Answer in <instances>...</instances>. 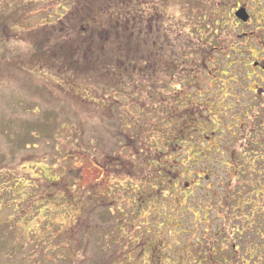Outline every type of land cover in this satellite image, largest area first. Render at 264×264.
<instances>
[{"label":"rangeland","instance_id":"1","mask_svg":"<svg viewBox=\"0 0 264 264\" xmlns=\"http://www.w3.org/2000/svg\"><path fill=\"white\" fill-rule=\"evenodd\" d=\"M75 1L0 0V264H264V0H139L157 28L133 44L158 52L177 116L160 108L119 165L105 126L122 115L93 101L108 74L65 73L52 53ZM172 51L187 61L164 72Z\"/></svg>","mask_w":264,"mask_h":264},{"label":"trees","instance_id":"2","mask_svg":"<svg viewBox=\"0 0 264 264\" xmlns=\"http://www.w3.org/2000/svg\"><path fill=\"white\" fill-rule=\"evenodd\" d=\"M100 1L83 2L78 7L75 6V10L72 9L69 14L64 15L63 22L66 21L64 27L60 29L63 34L57 41L62 40L60 45L52 50V53L55 59L62 57V66L66 65L63 68L65 73L71 72V75L76 73L80 75L83 71L91 70L108 74L110 81L104 84L102 93H97L99 99L93 101L100 102L102 105L106 104L111 112L117 111L119 115H122V120L118 117V119H114V122L105 126L110 135L105 162L109 164L115 161L117 164L118 155L123 150L135 148V155L139 152L143 140L141 125L144 124L145 127L149 125L151 131L152 124L154 126L160 108H162V113L168 114L171 118L177 115L174 113L175 109L173 111L170 109L165 97L162 101H160V98L151 97V93L157 91L153 82L159 85V82L156 81V78H160L158 75L159 70L157 72L159 63L157 67H154L155 61L151 60L154 54L158 52L145 50L144 44L146 42L141 41L142 38L139 39L138 44H133L134 39L139 38L137 27L140 26V2L137 0H134V2L130 0ZM101 15H104V18L106 17L104 22L100 20L102 19ZM103 28L106 29V32L108 31L107 34L106 32L102 33ZM88 30H90V36H87ZM143 34H146L144 39L148 41L147 43L152 45V42L155 41V38H153L154 32L152 34L151 32H143ZM78 35L85 36L79 37ZM166 35L172 39L171 35L173 36V33L166 32ZM80 38H83L85 44L87 43L86 49H79V43L77 41V44L75 43V40ZM166 42H169V40H164L160 45H157V50L166 51L163 50V45ZM169 44L171 45V43ZM71 48H73L72 51ZM184 53L183 51H180V53L172 51L168 54L170 63L164 72H169L171 63L175 67L176 65L183 66L187 61ZM67 54L70 55L66 56ZM160 79L163 80V77ZM144 81L143 86L145 88L141 86V82ZM159 93L162 96L161 89ZM100 95L101 97H99ZM130 96L133 97L132 100L129 99ZM63 121L60 119L56 122L63 125ZM187 131L188 129H184L181 135L185 136ZM178 135V133H172L166 139L168 145L173 149L182 148ZM52 140L45 137V143ZM27 145L36 148L35 143ZM118 152L119 154L116 155ZM110 213L113 215L112 212ZM236 240H239V238L237 237ZM232 256L236 261H240L238 253L233 252ZM210 259L215 262L214 258L211 257Z\"/></svg>","mask_w":264,"mask_h":264},{"label":"flooded vegetation","instance_id":"3","mask_svg":"<svg viewBox=\"0 0 264 264\" xmlns=\"http://www.w3.org/2000/svg\"><path fill=\"white\" fill-rule=\"evenodd\" d=\"M91 1L93 2V0H76L75 1V6L78 7L83 2L90 3ZM103 1L104 2H108L109 0H103ZM137 1L139 2V0H137ZM220 3H221L220 0H214V4L216 6H218ZM239 8L245 10V13L247 14L248 20H249L250 19V15L247 12V9H246V7L244 5L238 4V5H236L234 7V16L237 18L236 12L238 11ZM139 19H140V26L137 27V30H138L139 33L151 32V34H152L155 31L154 29L157 28V22L156 21L158 20V17H157V9L154 7V3H152V8H151V10L149 12V15H147L146 13L144 14L143 12H139ZM151 19H152V21H151ZM148 24H149V27L145 28L144 26H147ZM152 24H153V26H152ZM252 67L253 68H257V69H259L261 71H264V63H262L261 61L254 60L252 62ZM179 79H180V84H184L185 83V80H184L185 77H181ZM153 83H154V87H156L157 91L152 92L151 93L152 94L151 97L160 98L161 93H159V91H160V89H163L164 87L163 86L159 87L158 84H156L155 82H153ZM144 84H145V81L141 82V86H143ZM140 89H141V87H140ZM177 90H179V88H177ZM252 92L256 93V90L252 91ZM259 93L261 94L260 96L264 97V89L263 90H259ZM154 123H155V125H157V119H156V121H154Z\"/></svg>","mask_w":264,"mask_h":264},{"label":"water","instance_id":"4","mask_svg":"<svg viewBox=\"0 0 264 264\" xmlns=\"http://www.w3.org/2000/svg\"><path fill=\"white\" fill-rule=\"evenodd\" d=\"M236 15L241 18L243 21L247 20V14L245 13V10L240 9L239 11H237Z\"/></svg>","mask_w":264,"mask_h":264}]
</instances>
